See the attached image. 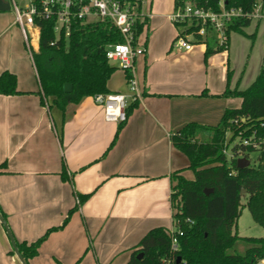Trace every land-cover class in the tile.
I'll list each match as a JSON object with an SVG mask.
<instances>
[{"label":"crops","instance_id":"0c3cea01","mask_svg":"<svg viewBox=\"0 0 264 264\" xmlns=\"http://www.w3.org/2000/svg\"><path fill=\"white\" fill-rule=\"evenodd\" d=\"M151 3L144 9L151 17L140 35L145 52L132 72L140 97L128 98L137 106L106 153L119 123L105 121L92 97L64 111L51 99L41 102L13 9L0 11V75L13 74L19 92L0 94V164H6L0 174V210L14 240H37L62 224L79 195H89L28 264H126L149 230L172 227L171 174L179 171L186 178L190 169L170 136L188 123L216 126L227 108L240 105L239 98L222 96L227 84L239 88V80H232L229 46L206 60L204 44L190 51L174 48V0L172 7L154 11ZM258 12L259 19L264 17V3ZM31 31L36 51L39 31ZM107 88L129 95L121 69L111 74ZM11 248L0 223V264H21Z\"/></svg>","mask_w":264,"mask_h":264},{"label":"trees","instance_id":"16d2710c","mask_svg":"<svg viewBox=\"0 0 264 264\" xmlns=\"http://www.w3.org/2000/svg\"><path fill=\"white\" fill-rule=\"evenodd\" d=\"M256 1L223 0V3L226 9L239 8L243 13L252 14ZM186 2L214 12L220 9V0H174V8L182 7ZM251 20V17L232 20L226 30L225 46H219L213 37H207L204 40V60L226 51L229 33H243ZM34 22L39 29L38 48L31 51V56L40 84L41 102L51 99L64 111L67 105L77 104L84 97L111 93L107 82L117 67L108 61L105 52L109 45L121 43L122 37L110 22L83 23L74 20L68 36L63 32L55 34L54 19H35ZM147 23V19L136 20L135 39L146 30ZM191 30L188 29V32ZM123 72L126 81L132 79L129 70ZM65 84L71 85L69 93L63 91ZM16 85L13 74L3 72L0 75V94H18ZM222 96L239 98V107L227 108L216 126L188 123L170 136L173 146L187 156L188 169L194 174L192 180L184 178L179 171L171 174L172 221L174 228L182 232L177 236V251L170 249L168 229L156 227L140 239L126 264H162V260L168 257L176 261L180 258L184 264H258L264 259V237L239 238L236 230L241 199L245 195L246 207L254 221L264 227V144L258 143L264 138V65L247 88L236 86L231 89L227 84ZM136 106V100L127 105L126 117ZM124 123L118 124L105 153L115 144ZM249 136L254 137L257 145H244L240 139L238 144L233 145L230 156L225 154L235 138ZM251 154L256 155L254 161L261 164H251ZM239 158L248 159L249 165L238 168ZM5 168V162L1 163L0 174ZM61 176L65 178L64 170ZM205 189L212 192L206 195ZM88 197L79 195L78 203L67 212L62 224L47 229L37 240L31 243L15 241L27 264L37 255L47 236L63 228L71 214ZM0 214L6 220L1 210ZM238 240L245 242L246 248L241 254H233L230 250ZM139 254L141 256L137 257Z\"/></svg>","mask_w":264,"mask_h":264},{"label":"built area","instance_id":"2783aa9c","mask_svg":"<svg viewBox=\"0 0 264 264\" xmlns=\"http://www.w3.org/2000/svg\"><path fill=\"white\" fill-rule=\"evenodd\" d=\"M23 8L19 7L15 0H8L15 14V22L18 24L27 50L31 56V33L37 29L35 19H54V32L59 35H69L71 23L80 20L83 23L110 22L120 33L122 42L109 45L105 55L110 63L118 69L133 72L137 57L142 56L145 48L140 43V36L135 39L136 20L148 19L150 12H145L149 0H25ZM264 0H257L252 14L243 13L241 9L224 7L220 0L219 11L205 10L192 3L186 2L184 6L177 7L171 14V21L178 27V33L173 40L172 46L178 50L190 51L195 44H204L207 37H213L219 46H225L227 42L226 30L228 24L241 17L259 18V8ZM192 28L190 32L188 29ZM39 31V29H38ZM32 58V56H31ZM127 82L129 95L122 93L98 94L93 98L94 102L102 107L105 121L121 123L126 121L125 109L128 98L137 99L140 91L133 79ZM243 121V119H242ZM244 145H257L253 136L240 138ZM264 144V138L258 143ZM226 154V150L224 151ZM227 155V154H226ZM229 157V156H228ZM173 222V221H172ZM170 237V249L177 251V236L182 235L180 229L172 227L168 229ZM162 264H184L182 260L177 263L172 257L162 260ZM258 264H264V259Z\"/></svg>","mask_w":264,"mask_h":264},{"label":"rangeland","instance_id":"374dc122","mask_svg":"<svg viewBox=\"0 0 264 264\" xmlns=\"http://www.w3.org/2000/svg\"><path fill=\"white\" fill-rule=\"evenodd\" d=\"M15 1L21 8L26 4L25 0ZM151 2V7H153L152 11H154L156 7H172L173 0H151ZM258 15H260L259 12ZM30 33L32 36L31 43L34 44L33 32L30 31ZM228 42L230 70H233L232 80L234 82V79H238L239 89H245L253 82L261 66L264 65V17L261 19L253 17L250 24L244 27L243 33L231 31L229 33ZM218 54H221V52ZM239 142L240 140L235 138L229 144L226 149L227 156H230L233 145L238 144ZM255 158L256 155H250L251 164L254 166L261 164L254 161ZM185 177L187 179H193V171L188 170ZM246 201L247 196L245 195L241 199V213L236 225L237 234L239 238L264 237V227L254 221L251 213L246 207ZM245 248V242L238 240L230 252L233 254H241L244 252Z\"/></svg>","mask_w":264,"mask_h":264},{"label":"water","instance_id":"95a60500","mask_svg":"<svg viewBox=\"0 0 264 264\" xmlns=\"http://www.w3.org/2000/svg\"><path fill=\"white\" fill-rule=\"evenodd\" d=\"M10 9V5L8 2H5L3 0H0V11H8ZM63 91L65 93H69L71 91V85L69 84H65L63 86ZM249 165V160L246 158H239L237 160V166L238 168H245ZM205 194L208 195L210 192H212V190H204ZM242 193H244L245 191L242 189L241 190ZM0 223L3 226L5 233L10 241L11 247H12V251L15 254V256L17 257V259L19 260V262L21 264H27L26 260L22 257V255L19 253L17 246H16V242L13 238V235L9 229V227L7 226L6 221L4 220V218L2 217V215L0 214ZM141 254H139L137 257H140ZM180 258H177V263H179Z\"/></svg>","mask_w":264,"mask_h":264}]
</instances>
